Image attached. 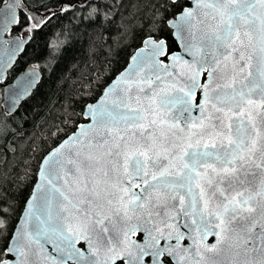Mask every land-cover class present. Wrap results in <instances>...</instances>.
Listing matches in <instances>:
<instances>
[{
	"label": "snow or ice",
	"instance_id": "obj_1",
	"mask_svg": "<svg viewBox=\"0 0 264 264\" xmlns=\"http://www.w3.org/2000/svg\"><path fill=\"white\" fill-rule=\"evenodd\" d=\"M148 2L142 46L98 99L85 85L80 112L66 110L74 130L39 163L10 240L0 218V254L15 257L0 264H207L205 252L228 254L213 264H264V179L254 186L264 177V0ZM40 7L18 15L21 0H4L0 33L43 30L57 13ZM166 29L178 51L154 35ZM35 76L9 90L12 107Z\"/></svg>",
	"mask_w": 264,
	"mask_h": 264
},
{
	"label": "trees",
	"instance_id": "obj_2",
	"mask_svg": "<svg viewBox=\"0 0 264 264\" xmlns=\"http://www.w3.org/2000/svg\"><path fill=\"white\" fill-rule=\"evenodd\" d=\"M22 2L28 9L41 13L45 9L40 6L47 4L57 15L43 30L26 34L30 39L23 53L8 71L6 79L0 81V208L8 209L0 218L8 225V240L36 181L39 163L66 137L65 132L70 134L74 130L72 122L67 126L64 124L66 110L80 112L79 97L88 91L85 85H91L92 101L98 98L141 46V37L151 23L148 0ZM3 3L4 0H0V7ZM65 4L74 7L62 13L60 9ZM93 6L99 9L94 18L89 17ZM106 12L111 14L109 20H104ZM23 13L20 11L19 15ZM15 32L22 30L13 27L9 35ZM56 33H59V46L50 49L49 44ZM154 35L167 39L171 50H177V45L170 39V30ZM27 64L40 69V82L21 106L13 114H8L3 107L2 87ZM76 122L85 120L78 117ZM58 128L65 131L57 132ZM25 170L29 175L22 180ZM6 247L5 240L0 239V253ZM5 258L0 254V259Z\"/></svg>",
	"mask_w": 264,
	"mask_h": 264
},
{
	"label": "water",
	"instance_id": "obj_3",
	"mask_svg": "<svg viewBox=\"0 0 264 264\" xmlns=\"http://www.w3.org/2000/svg\"><path fill=\"white\" fill-rule=\"evenodd\" d=\"M21 4L23 6V10L22 9H17V14L18 15H19L20 11H23V12L27 11L29 13H36V11H32V10L28 9L23 4L22 0H21ZM3 6H4V3L1 5V7H3ZM187 6H191V5L188 4ZM12 28H13V26H9L8 30L3 31L2 33H0V65H2V70H0V81H4L6 79L8 71L14 66V64L18 60L19 56L23 53L24 48H25L27 42L30 39V35H25V36H23V38H21L22 36H20L18 34H14L13 36H8V34L11 31ZM18 38H20V39H19V45L17 46L16 41L18 40ZM141 46H142V44H141ZM136 50L130 56V58L128 60V63L125 66V68H123L105 87H107L109 84H111L119 76L120 73L124 72V70L129 67V64L131 63V57L135 54ZM178 50H179V48L177 46V50H175V51H178ZM175 51H173V52H175ZM165 63H171V62L168 61V60H165ZM31 73H35L36 74L35 82L31 85L30 88H28L27 93L22 95L21 98L15 102V106L12 107V101L10 99V91L9 90L10 89H16V87L18 85H23L25 80H26V77H28ZM40 79H41V71H40V69L37 66H35V65L27 64L21 71H19L15 75V77L10 82L5 83L3 85V87H2L3 107H4L5 111L8 114H13L21 106V104L31 95L33 90L39 84ZM201 80H203V77H201ZM98 98H99V96H98ZM195 114L196 113H194V115ZM86 123H87V121L85 120V122H83L81 124H86ZM70 134H68V135H70ZM55 147H53V148H55ZM50 151H48L45 154V156H47ZM261 179H264V177H262L259 174H257V176L254 178V186L256 184H258ZM37 181H38V177L36 176V181H35V183H34V185L32 187V190H31V193H30L28 199L31 197L32 191L36 187ZM27 200H26V202H27ZM26 202H25V204H26ZM24 207H25V205H24ZM23 216H24V208H23L22 212L20 213V216H19V218L17 220V223H16L12 233L16 232L18 226L23 225V220H22ZM183 222H184L183 218H181L180 221H179V224L181 225L180 231L183 232L185 234V236L187 237L188 235H190V233L187 232L188 231L187 228H184L182 226ZM10 239H11V237H10ZM81 244H83V243H81ZM173 244H175V243H173ZM45 247L48 249V251L53 256L57 255V253L53 250V246L51 244H46ZM76 247L81 248L82 250L84 248V247H80V244H77ZM5 259L11 261V260H14L15 257L12 254H9V255H7V257ZM68 264H71V261H69Z\"/></svg>",
	"mask_w": 264,
	"mask_h": 264
},
{
	"label": "flooded vegetation",
	"instance_id": "obj_4",
	"mask_svg": "<svg viewBox=\"0 0 264 264\" xmlns=\"http://www.w3.org/2000/svg\"><path fill=\"white\" fill-rule=\"evenodd\" d=\"M188 232V231H187ZM215 236H209L206 243L208 244H213L215 243ZM171 243H176L175 240L171 241ZM182 247H189L192 244V241L190 239H184L183 241L180 242ZM80 247H84L83 244H80ZM203 251V250H202ZM190 253L192 255V257L194 259H199V257L195 256V248L192 247L190 248ZM206 260H207V264H213V261H224L226 262L228 257L227 253H221L220 255H217L216 253H204Z\"/></svg>",
	"mask_w": 264,
	"mask_h": 264
},
{
	"label": "rangeland",
	"instance_id": "obj_5",
	"mask_svg": "<svg viewBox=\"0 0 264 264\" xmlns=\"http://www.w3.org/2000/svg\"><path fill=\"white\" fill-rule=\"evenodd\" d=\"M12 29H13V28H12ZM12 29H11V30H12ZM14 34H18V35H20V36L23 37V36L26 35L27 33L25 34V33H23V32H20V33H19V32H15ZM14 34H10V35L8 34V36H13Z\"/></svg>",
	"mask_w": 264,
	"mask_h": 264
}]
</instances>
